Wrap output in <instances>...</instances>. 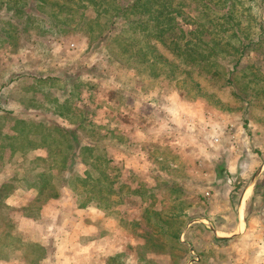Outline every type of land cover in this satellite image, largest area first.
Returning a JSON list of instances; mask_svg holds the SVG:
<instances>
[{"label": "rangeland", "instance_id": "374dc122", "mask_svg": "<svg viewBox=\"0 0 264 264\" xmlns=\"http://www.w3.org/2000/svg\"><path fill=\"white\" fill-rule=\"evenodd\" d=\"M17 1L19 2L11 3L9 0H0V77L3 74L6 78H0L1 82L3 83L4 80L12 78V76L17 77L18 72L8 66H37L36 72H47L48 74L63 67L64 74L57 77V80L74 79L78 86L74 87L73 85L67 94V90L70 88L67 83H63V88L58 93L59 103L54 104L51 84L55 77L52 75L39 77L41 75L38 73V76L35 77L36 72L33 74L31 71H26V75L24 74L23 77L34 76V79L31 77L29 79L35 82L34 86L42 87V89H38V92L44 96L27 94L19 98L28 103L27 109L23 112L25 115V119H23L14 117L17 115L11 114V116L1 112L3 108L7 109L9 95L13 92L9 91L8 84L0 85V114H3V117L0 118V221L9 217L8 210L9 213L11 209L18 212L19 208H31L44 202V200H32L24 197V191L39 189L47 194L46 192L54 188L55 192H76L79 195H77L79 201L80 199L84 201L80 192L91 189V185H94L93 188L96 190L99 187L104 188L105 184H113L111 179L114 174L113 165L106 167L105 183L103 186H98L99 184L92 180L81 182L80 165L78 164L71 166L73 174L70 176H74L75 181H71L70 184L69 182L62 183V173H60L62 168L55 174L57 167L54 162H65L70 158H74V160L96 158L97 149H91V146L87 144L94 145L98 142L106 144L104 158L108 162L112 161L110 159L115 153L113 147L118 148L124 155L130 153L133 155L134 147L131 144L124 143L121 146L123 136L111 133L102 138L95 126L96 121L94 122L92 117L96 113V106H100L106 107L108 113L114 114L118 122L122 117L126 123L136 122L144 125L142 123L144 120L139 121L136 117L130 116L131 112L135 114L134 106H139L134 102V98L138 94V89L135 86L142 87L146 84L144 74L152 82L156 96L154 95L151 102L149 100L147 103L144 102L140 107V112H153L160 115L163 113L164 116L167 114L171 122H176V114L186 111V108L198 113L205 111V115L217 111L219 116L230 114L232 111L236 113L235 116L240 117L239 128L235 127L236 134L234 130L225 134L221 128L225 129L226 126L221 125L220 119L217 118L219 129L216 130L214 137L208 138V147L215 149V146L224 144L228 146L230 154H223L219 150L222 148L221 146L217 148L218 154L213 150L210 151L211 154L209 152L202 153L203 157H207V159L209 157L212 160H219L216 162L218 166L216 175L222 176L223 180L221 182L213 179L214 190L219 189L225 192L229 187L230 191L232 190L233 181L223 171V167L219 169L220 164L226 166L229 163L230 174L234 172H232L231 166H235V170L240 171L242 166L246 165L245 171L248 170V172L241 173V175L245 176L246 174L248 181L254 175L258 163L264 164V132H256L255 129L256 122L260 119L259 116L264 118V0H220V4L212 6V8L211 4L215 3L204 0L209 4L206 3L207 7L204 8L201 5L203 1L199 0L197 11H200L201 14L206 13V16L209 17L208 7L214 9L216 13L211 18L217 16L215 19L218 22H222L223 16L220 14L225 10L226 3L229 4L231 16L227 22L229 29L225 28L226 33L225 31L221 33L218 26L211 35L200 33L202 30L200 26L197 29L198 34L197 31L188 32V29H192L194 26H190L191 22L188 21L181 23V27L177 26L175 29H171L168 34L161 36V39H156L152 31L146 29L144 15L136 16L137 20L132 21L134 15L131 14V11H122L121 8L132 0H28L26 3H23V0ZM191 12L192 10L189 8L186 9V13ZM179 29H183V32H179ZM221 34L224 38L228 35L226 44L222 45L225 40L220 38ZM206 37L207 39L211 38L208 45L215 44L217 50L213 48L212 54L209 52L203 54L201 62L195 59L193 54L191 56L187 51L182 52L181 50L179 53H175L172 51L175 50L172 45L167 48L168 43L165 44L169 39L178 38V43H185ZM194 48L198 50V48ZM207 50L204 48L201 52L205 53ZM68 82L71 81L68 80ZM84 85L89 87L87 96H94L93 102L97 101V96H100L99 104H92V102L90 105H86L87 103L82 102L83 104L76 105V102L82 99L77 97V92L80 93L81 87ZM47 86L51 89H48ZM147 86L148 89L151 88L148 81ZM32 96L39 101V109L45 110L48 114H50L49 110L51 107L53 108V105L58 106V110L64 112L63 116L55 121L58 124L57 130L53 126V119L43 115L44 111L40 113L39 117L34 114L35 111L31 110L29 102L34 101ZM83 98L85 97L83 96ZM185 98L192 100L190 105L185 106L182 103ZM193 102L196 105H192ZM210 105H214L217 109H211ZM66 110H76L73 112L75 115L77 111L84 115V118L78 119L80 124L78 131L72 135L74 139L71 143L74 144L76 141L73 154H71L72 146L69 143L71 136L60 130L62 128L66 131ZM106 115L108 116V114ZM125 116L126 118H124ZM15 118L27 121L26 125H22V130L27 131L36 127L39 131L29 134V136H25L23 133L16 135L12 127L13 125L18 127L19 124L15 122ZM168 118H166L167 121H169ZM252 118L254 122L251 123ZM72 121L75 123L76 119ZM243 121L246 125L243 124ZM49 122H52L51 128L48 126ZM261 122L264 123V119ZM151 123H154L153 127L157 128L153 134L159 136L160 130H164L162 133L165 134V123L159 124L160 122H156L155 119L151 120ZM117 126L119 127L120 124ZM23 127L25 128L23 129ZM1 131H4L3 135ZM48 134H52V139L48 138ZM25 137L32 141L35 137L43 145L49 147L46 159L44 160L42 157L41 160H36L37 164H41V166L35 170L47 168L41 182H35L37 176L34 168L28 169L32 163H22L28 160L27 156L18 160L22 153L18 147L24 145ZM151 139L153 140L152 137ZM2 141L5 142V146ZM148 142L152 145V150L149 149L151 156L165 159V146L156 144L159 140ZM159 147L164 150H159ZM40 155L44 154H38V156ZM17 161L24 167H16ZM2 162L7 167L4 165L1 168ZM51 162L52 167L49 166ZM163 163L165 164V161ZM166 167L165 165L163 167V176H165V169L171 171V167ZM226 168L228 167L226 166ZM23 169H25L23 173L25 184L22 183L20 175ZM50 170L54 175L51 176ZM91 173L95 177L96 168H91ZM172 174L175 176L174 173ZM50 183L53 184L52 188H50ZM164 183H166L165 180ZM245 184L246 182L243 185ZM167 187L168 184H165V189ZM9 194L11 197L7 200L5 196ZM235 200L237 201V197ZM235 200H231L233 215ZM165 202L168 200H165L164 197L162 208L160 207L162 214L161 211L158 212L159 214H151L153 226H145L147 227L145 228L137 224V233L143 239L164 240L169 244L163 247L165 255L169 254V259H166L165 264H186L190 258L189 248H192L196 255L197 253L190 243L185 245L182 242L179 244L178 241H176L177 244L174 243V239L181 238L182 240V236H179V231L169 228H173L174 223H165ZM250 207H253L252 201L249 203ZM12 218L14 219V215L10 217L9 222H15ZM189 218V215L186 216V219ZM233 218V221L237 222L236 217ZM11 226L13 230L9 231L13 235L14 225L9 223L7 228ZM18 232L24 235L23 232L19 230ZM219 234L222 233L219 232ZM12 235L10 237L13 240L11 244L16 246L18 244L16 239L19 237L14 235L16 237L12 238ZM3 238L0 222V242ZM152 248L157 252L161 251L158 246L153 245ZM198 261L199 258L194 264H197Z\"/></svg>", "mask_w": 264, "mask_h": 264}, {"label": "crops", "instance_id": "0c3cea01", "mask_svg": "<svg viewBox=\"0 0 264 264\" xmlns=\"http://www.w3.org/2000/svg\"><path fill=\"white\" fill-rule=\"evenodd\" d=\"M8 67L17 71L18 74L17 77L12 76V78L4 80L3 83L0 80V85L8 84L9 91L13 92L9 95L11 98H8L7 109L4 110L2 107L1 112L25 119L23 112L27 109L28 103L19 98L27 94L44 95L38 92V89H42V87L34 86L35 82L29 79V77L34 79V76L27 78L23 75H26V71L35 74V69L38 68H36L37 66ZM63 69V67L57 69L52 74L36 72L35 77L38 74L41 75L39 77H44V75L55 77L51 84L54 104L59 103L58 93L61 92L63 83H67L70 88L67 90V94L73 85L74 87L78 86L74 79L57 80V77L64 74ZM144 75L146 84L142 87L135 86L138 89V94L135 96L134 102L139 106H134L135 114L130 113L131 117L134 116L139 121L144 120L142 122L144 125L136 122L126 123L122 117L118 122L114 114L108 113L106 107L100 106H96V113L92 117L93 121H96L95 126L102 138L111 133L123 136L121 146L124 143L131 144L134 147L133 155L132 153L124 155L118 148L113 147L115 153L110 159L112 161L108 162L104 158L107 146L98 142L94 145L87 144L91 146V149H97L96 158H86L85 160L70 158L65 162H54L57 167L55 174L62 168V172H60L62 173V183L69 182L70 184L71 181H75L74 176H70L73 174L71 166L78 164L80 165L81 182H89V180L93 182L96 179L98 186H103L105 183L106 167L113 165L114 174L111 177L113 184H105L104 188L99 187V190H93L91 185V189L80 192L84 201L81 199L79 201L76 192H55L54 188L46 192L47 194L39 189L24 191V197L32 200H44V202L31 208H19L18 212L11 209L9 213L8 210L9 217H6L5 220L1 219L4 238L0 242V264H165L166 259H169V254L165 255L163 247L169 244L164 240L143 239L137 233V224L144 227L153 226L151 214L161 211L164 197L165 200H168L165 202V223H174L175 226L169 228L179 231V236H182V240L181 238L174 239V243L176 241L179 244L182 242L184 245L190 243L198 255L197 264H264V164L258 163L250 181L246 179V174L245 176L241 175V173L248 172V170L245 171L246 165H243L240 171L235 170V166H231L232 172H234L230 174L229 163L226 165L228 168L220 164L219 169L223 167V171L233 181L232 190L230 191L229 187L225 192H222L219 189L214 190L215 186L213 185V179L221 182L223 180L222 176L216 175L218 172L216 162L219 160H212L209 157L207 159L202 154L203 152L211 154L212 150L217 152L218 146L222 147L219 150L223 154H230L228 146L224 144L215 146V149L208 147V138L214 137L216 130L219 129L217 118L220 119L221 125L227 127L221 128L225 134L230 130H234L236 134L235 127L239 128L240 117L235 116L236 113L232 111L230 114L226 113L221 116L217 115V111H214L208 113L207 117L205 111L198 113L186 108V111L176 114V122H171L167 114L164 116L163 113L160 115L153 112H140V107L144 102L147 103L148 100L151 102L154 95L156 96L152 82L147 79L146 74ZM0 78L6 79L3 74ZM68 80L71 81V84ZM147 81L151 85L150 89H148ZM49 86H47L48 89H51ZM81 88V92H77V97L82 99L77 101L76 105L80 103L90 105L95 100L94 96H87L88 85ZM33 99L34 101L29 103L31 110L35 111L34 114L40 117V113L44 111L43 115L53 119V126L57 130L58 124L55 121H58L64 112L58 110V106L53 105V108L51 107L49 110L50 114H48L45 110L39 109V101L35 97ZM191 101L185 98L182 103L188 106ZM50 103L52 104L51 100ZM99 103L100 96H97V101L92 104ZM192 105L196 104L193 102ZM210 108L217 109L214 105H210ZM66 111V131L62 128L60 130L71 136L75 131H78L80 125L78 119L84 118V115L82 112L78 113L79 111L75 115L73 112L76 110ZM3 114H0V118L3 117ZM259 118L255 126L256 132H264V123L261 122L264 118L262 119L261 116ZM73 119H76L75 123H73ZM153 119L160 122L159 124L165 123V134L162 133L164 130H160L159 136L153 134V131L157 130L153 127L154 123H151ZM93 121L91 123L94 124ZM252 122H254L253 118ZM117 124L120 126L118 127ZM243 124L246 125L244 121ZM48 126L51 128L52 122H49ZM4 131L7 133L6 130ZM4 131H1L2 135ZM32 132L34 131L29 130L26 133ZM155 140H159L156 144L165 146V159H157L149 153V149L152 150V145L148 141ZM2 142L5 146V142ZM70 144L71 151H73L74 144ZM161 148L158 149L164 150ZM18 150L22 152L18 160L27 156L28 160L22 163H32L28 169L34 168L35 170L41 166V164H37L36 160H41L42 157L45 160L49 147L34 137L32 142L24 143L23 146L18 147ZM42 153L44 155L38 156ZM233 163H235L234 160ZM19 164L17 161L16 167H24ZM4 165L2 162L1 168ZM164 165L171 167V171L165 169L166 177L163 176ZM49 166H53L52 162ZM91 168H96L95 177L91 175ZM45 169L35 170L36 183L42 181ZM24 171L25 169L20 174L23 184H25L23 182ZM54 173L51 171V176ZM244 182H246L245 185H243ZM165 184H168L166 189ZM52 187L53 184L50 183V188ZM10 197L11 194L5 196L7 200ZM231 200L236 201L234 215L231 211ZM250 201H252L253 207L249 208ZM12 215H14V219H12L15 222H9ZM188 215L190 218L186 219ZM233 217H236L237 222L233 221ZM9 223L15 227L13 235L9 231L13 230V227L7 228ZM18 230L24 235L20 234ZM11 235L12 238L16 237L14 235L19 237L16 239L18 243L16 246L11 244L13 241L10 239ZM153 245L160 247L161 251H155L152 248Z\"/></svg>", "mask_w": 264, "mask_h": 264}, {"label": "trees", "instance_id": "16d2710c", "mask_svg": "<svg viewBox=\"0 0 264 264\" xmlns=\"http://www.w3.org/2000/svg\"><path fill=\"white\" fill-rule=\"evenodd\" d=\"M9 1L11 3L19 2L17 0H13V1L9 0ZM26 1L28 0H23V3L24 2L26 3ZM33 1H44V0H33ZM202 1L203 3L201 5L204 8H206L208 3L206 1L204 2V0ZM207 1H210L209 3H215V4H211V8L212 6H216L217 4H220L219 2L220 0H215V2H213L214 0H207ZM198 6H199V0H132L131 2H129L126 6L122 7L121 9L122 11H128V10L131 11V14L134 15L133 16L134 18L132 21L137 20L135 19L136 16L139 17V15H144L146 18L145 27L147 30L149 29L150 31H152V34L156 39H161V36H163L164 34H168V32L171 29H175V27L177 26L181 27V23H186L188 21L191 22L190 26L194 25L192 29L191 28L188 29V32L197 31V29L200 26L202 27V30H200V33L211 35L216 31V27L218 26L219 31L221 33L223 31H225L226 33V29H229L228 28L229 23L227 24V22H229V19L231 16V10H230L228 3H226L225 5V10L223 11V13L220 14L223 16L222 22H218L216 20L217 16H215L214 18H211V16L214 13H216L214 9H211L210 7H208V10H209V13H208L209 17H208L206 16V13L201 14L200 11L199 12L197 11ZM187 8H189V10H192V12L189 14L186 13ZM206 24H208V27H206ZM182 30L183 29H179V32H183ZM197 34H198V31H197ZM225 37L226 38H224L222 34L220 35V38L225 40L222 42V45L226 44L228 41V38H229L228 35H226ZM210 40L211 38L207 39L206 37L201 40L198 39V40H193V41H189L185 43H178L179 39L176 38L175 40L169 39V41L165 42V44L168 43L166 46L167 48L169 47V45H172L173 49H175V50H172L173 52L175 51V53H179L180 50L182 52L187 51L189 55L193 54L194 58L197 59L199 62H201L203 58V54H206L208 52L212 54L213 48L217 50V46H215V44L211 43L210 45H208V43H210ZM194 47L198 48V50L195 49ZM204 48L208 49L205 53L201 52ZM234 51H236L235 48H234ZM15 122L19 124L18 127H15L14 125L12 127L16 135L24 132L23 134H25V136H29V134L26 133L27 131L29 130L34 131V132L39 131L38 128L36 127L34 129H28L27 131L22 130L21 129L22 125H26L27 121L24 122L22 120L16 119ZM24 128L25 127H23V129ZM34 132L30 134H33ZM47 136L49 139H52V134H48ZM25 139H27L25 140L26 144L29 142H32L30 138L25 137ZM72 139L74 138L71 135L69 139L70 140L69 143H71ZM73 151L71 154H73ZM95 182H96V179H94V183ZM93 186L94 185H92V187ZM92 189L95 190L94 188ZM96 190H99V188H96Z\"/></svg>", "mask_w": 264, "mask_h": 264}, {"label": "built area", "instance_id": "2783aa9c", "mask_svg": "<svg viewBox=\"0 0 264 264\" xmlns=\"http://www.w3.org/2000/svg\"><path fill=\"white\" fill-rule=\"evenodd\" d=\"M189 252H190V258L187 260L186 264H194L198 260V257L195 254V252L192 250V248H189Z\"/></svg>", "mask_w": 264, "mask_h": 264}]
</instances>
